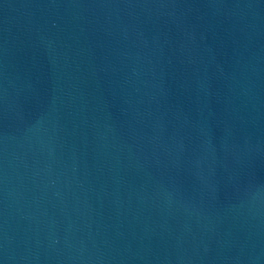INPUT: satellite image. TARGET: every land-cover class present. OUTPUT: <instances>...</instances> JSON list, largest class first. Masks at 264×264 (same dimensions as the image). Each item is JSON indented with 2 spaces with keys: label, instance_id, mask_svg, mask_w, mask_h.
I'll return each instance as SVG.
<instances>
[{
  "label": "water",
  "instance_id": "obj_1",
  "mask_svg": "<svg viewBox=\"0 0 264 264\" xmlns=\"http://www.w3.org/2000/svg\"><path fill=\"white\" fill-rule=\"evenodd\" d=\"M0 264H264V0H0Z\"/></svg>",
  "mask_w": 264,
  "mask_h": 264
}]
</instances>
